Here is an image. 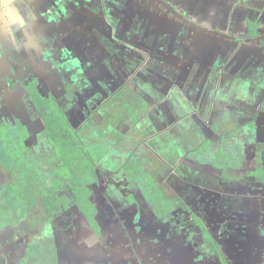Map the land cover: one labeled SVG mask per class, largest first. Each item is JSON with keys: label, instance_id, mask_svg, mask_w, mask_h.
I'll use <instances>...</instances> for the list:
<instances>
[{"label": "flooded vegetation", "instance_id": "obj_1", "mask_svg": "<svg viewBox=\"0 0 264 264\" xmlns=\"http://www.w3.org/2000/svg\"><path fill=\"white\" fill-rule=\"evenodd\" d=\"M0 264H264V0H0Z\"/></svg>", "mask_w": 264, "mask_h": 264}, {"label": "rangeland", "instance_id": "obj_2", "mask_svg": "<svg viewBox=\"0 0 264 264\" xmlns=\"http://www.w3.org/2000/svg\"><path fill=\"white\" fill-rule=\"evenodd\" d=\"M237 33H239V31H237ZM37 82H38L37 81V77H35V78H33L30 81V85L33 86V84H36ZM29 92H30V90H29ZM40 96L45 97L44 95H42L40 93V91H39V89L37 87H34L32 89V92H31V99L37 100ZM134 102L137 103V104H140V103H145V100H143L142 98H139V97L135 96ZM125 105L123 104L122 106H120V109L119 110H122L121 111V114H125L127 112L126 110H127L128 107L130 109V106L129 105L128 106H127V104H125ZM51 107H52V111L54 113L57 112L56 107H54L52 104H51ZM246 107H247V104H244V106H240V109L237 110V111L241 112ZM223 108L224 107L219 108V109H222V110H220L221 112L223 111ZM134 116H137V114H134ZM223 123H224L223 124V130H218L217 131L218 134H220V133H227V132H229V130H233L236 127V124L231 123V122H223ZM85 127H87V124H85ZM88 127L91 128L92 126L90 124H88ZM212 127H214V126L212 125ZM138 128L140 129V130H138V132L133 131L130 134H128V135H130V136L127 137V138H129L128 144L130 146H129V148H127L125 150H128L131 147H133L134 145H136L137 142H138V140H140L141 138L143 140L144 139H147V138H150V134H146V133L143 134V131H145V132L147 131L146 130V124L145 123H143V125L141 124V126H138ZM124 129L125 128H121V130H124ZM131 129H134V128L132 127ZM141 130H143V131H141ZM142 135H143V137H141ZM231 140H233V139H231ZM104 147H105V145H104ZM146 151L147 152L144 154V157L147 159V163L150 162V165L148 166V169L150 171L149 173L152 175V177L154 178V181L158 184V186H161V187L156 186L157 189H159L161 191V193L167 194L169 191H172V190H171V188H169L168 182H166V179H167V177L173 176V173H176V171H174V170L171 169L172 170V173L170 172L169 174H167L168 173V169L166 167V164H163V162H161V160L158 158V156L154 152H152L151 150H146ZM54 154L57 157H59L58 154H60V150L59 149H56ZM247 166H249V164H247ZM209 176H211L212 178H214L216 175L214 174V175H209ZM217 182H218V179H217ZM224 182H226V180ZM226 185H228V184H226Z\"/></svg>", "mask_w": 264, "mask_h": 264}, {"label": "trees", "instance_id": "obj_3", "mask_svg": "<svg viewBox=\"0 0 264 264\" xmlns=\"http://www.w3.org/2000/svg\"><path fill=\"white\" fill-rule=\"evenodd\" d=\"M85 168H86V167H85ZM80 192H82V191H80ZM82 202H83V201H82ZM93 216H94V213H93V212H92V213L90 212V213H89V217H90L89 219H91Z\"/></svg>", "mask_w": 264, "mask_h": 264}, {"label": "crops", "instance_id": "obj_4", "mask_svg": "<svg viewBox=\"0 0 264 264\" xmlns=\"http://www.w3.org/2000/svg\"><path fill=\"white\" fill-rule=\"evenodd\" d=\"M166 95H168V94H166ZM166 95H165V96H166Z\"/></svg>", "mask_w": 264, "mask_h": 264}]
</instances>
